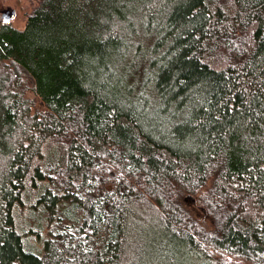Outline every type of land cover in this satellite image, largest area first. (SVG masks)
<instances>
[{"label":"trees","instance_id":"16d2710c","mask_svg":"<svg viewBox=\"0 0 264 264\" xmlns=\"http://www.w3.org/2000/svg\"><path fill=\"white\" fill-rule=\"evenodd\" d=\"M24 1L0 24V264H264V0Z\"/></svg>","mask_w":264,"mask_h":264},{"label":"rangeland","instance_id":"374dc122","mask_svg":"<svg viewBox=\"0 0 264 264\" xmlns=\"http://www.w3.org/2000/svg\"><path fill=\"white\" fill-rule=\"evenodd\" d=\"M5 6H10L15 11L14 16L8 23L16 27H21L23 24L24 11H26L27 9L26 2L24 0H19V1L18 0L16 1L6 0V2H2V0H0V12H1V9H3ZM19 71H20V75L24 79L26 86L29 89L32 88V83L30 81V78L27 76V74L24 73L22 69H19ZM26 96L28 98H33V94L31 93V90L26 91ZM34 106L40 110L42 108L39 103H36V101H35ZM186 203L188 207H190V209L194 212L195 215L199 214L198 209L196 208V206H194L191 200H186ZM135 254H136V257L134 261L136 264H186L183 260V257L179 255L173 256V259L170 258L172 254H175L174 250H172L171 248H166L162 252H159L154 247L141 248L139 250H136ZM130 261H132V257ZM199 263L200 262H197V261L195 262L193 259H191L190 262L187 264H199Z\"/></svg>","mask_w":264,"mask_h":264},{"label":"water","instance_id":"95a60500","mask_svg":"<svg viewBox=\"0 0 264 264\" xmlns=\"http://www.w3.org/2000/svg\"><path fill=\"white\" fill-rule=\"evenodd\" d=\"M15 11L10 6H5L3 9H1L0 12V23L5 24L8 23L12 17L14 16Z\"/></svg>","mask_w":264,"mask_h":264}]
</instances>
